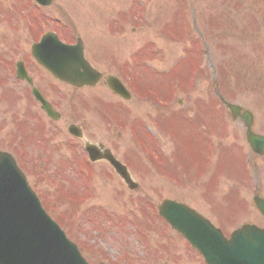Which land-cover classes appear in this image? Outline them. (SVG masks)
<instances>
[{
  "label": "rangeland",
  "instance_id": "rangeland-1",
  "mask_svg": "<svg viewBox=\"0 0 264 264\" xmlns=\"http://www.w3.org/2000/svg\"><path fill=\"white\" fill-rule=\"evenodd\" d=\"M69 2L84 1L60 0L62 23L67 27L72 17L64 4ZM119 20L122 35L116 37ZM108 23L113 26L111 32ZM89 35L108 47L101 53L107 59L94 63L95 68L104 76L120 75L130 86L132 100L114 102L100 84L89 91L88 115L84 92L66 106L68 94L63 91L62 120L49 125L63 131L68 122L89 121L90 141H108V136L121 132V159L131 163L129 171L138 187L129 191L119 182L103 184V177L93 174L89 179L86 166L80 174L76 168L79 146L72 150L63 146L72 142L64 140L66 133L49 139L37 162H33L37 157L29 158L30 165L23 168L43 209L86 262L204 264L155 214L165 199L187 205L226 238L244 224L264 228V219L252 204L256 194L264 198V158L251 154L241 124L231 121L215 100L218 91L228 103L249 109L255 118L254 131L264 135V0H89ZM110 56L118 58L117 67L129 65L133 74L122 75L114 65H105ZM134 59L144 60L148 67L134 69ZM200 65L202 71L197 70ZM148 91L170 101L159 110L148 99L154 98ZM120 107L126 111L121 113ZM163 107L167 111H161ZM169 111L171 120L162 116ZM181 117L184 122L194 121L189 124L188 139L174 122L179 124ZM0 123L1 140L9 125ZM136 123L153 142L149 139V153L142 148L148 158L156 156L153 161H147L136 145L138 136L132 133ZM166 123L176 127L169 130L172 135L166 132ZM203 125L210 128L205 130ZM83 131L85 137L87 130ZM173 135L191 145L179 149ZM204 142L208 144L206 164L199 166L202 158L197 146ZM167 156H178L183 166L172 167ZM191 167H198V172ZM73 189L85 197L79 198L78 193L76 197Z\"/></svg>",
  "mask_w": 264,
  "mask_h": 264
},
{
  "label": "flooded vegetation",
  "instance_id": "flooded-vegetation-1",
  "mask_svg": "<svg viewBox=\"0 0 264 264\" xmlns=\"http://www.w3.org/2000/svg\"><path fill=\"white\" fill-rule=\"evenodd\" d=\"M82 1L85 3L73 2L64 4L65 10L72 17L71 27H65L62 23L63 4L60 3V0H52L51 4L47 7L38 6L32 0H0V108L6 107L5 110L0 111V121H5L9 125L5 129V137L0 140V152L13 155L17 164L25 168L30 165L29 158L41 156L42 151H46V142L49 139L63 137V133H66L67 138L63 137L64 140H72V142H66L67 144L63 143L62 145H68L71 147V150L76 145L79 146L78 152L81 155L78 160L81 162L77 164V167H88L90 171L89 179L93 174L101 176V178L103 177V184L115 181L125 186L114 173L111 165L101 159V154L109 152L117 162L129 169L128 165H131V163L127 162V165L121 159L123 157L122 152H124H121L123 150L122 145L124 144L121 132L116 131L113 133V136H108V141H90L88 134L89 121L83 124L68 122L64 126L65 129L63 131L49 125L50 123L56 124L62 120L63 91L68 94L64 100V102L69 101V103H65L66 106H69L70 102L74 101L79 93L84 92L85 105L89 115V91L92 89L89 88V85L83 88H76L64 84L53 77L36 60L34 54L41 55L45 53L44 51L37 50L32 53L35 46L46 35H49L48 49L55 47L56 41L67 45H75L77 42H80L83 46L82 49L88 66L90 64L97 70L95 68L97 66L94 63L107 59L101 53L104 49H108V47L101 45L100 41L95 40V37L92 38L89 35V0ZM117 25L118 32H121L122 21L119 20V24ZM107 27L108 29L113 28L110 23L107 24ZM89 36L94 41L91 47L89 46ZM110 43L113 44L115 42L112 41ZM57 52L51 51L47 53L56 55ZM108 58L110 61L105 65H114L115 69L122 75L131 72L129 65L127 67L116 66L118 65V58L114 59L111 56ZM49 62L56 64L57 59H49ZM58 62L60 63V60ZM136 64L138 62L134 60V64H132L134 69L136 66L133 65ZM97 71L99 72V70ZM106 76L109 77V75ZM106 76L102 75L98 86L102 84L106 88ZM114 76L128 91H131L130 86L126 84L120 75L114 74ZM108 97L112 100L121 101L113 94ZM40 99L47 103L53 114H57L56 116L59 119L56 122L51 121L47 117ZM115 100L114 102H116ZM120 109L121 113L126 111L122 107ZM124 117L122 116L123 120ZM72 127L75 134L80 135L81 138H76L68 133V129ZM83 129L87 130L85 137ZM90 145L94 146L97 150V154L96 152L93 154V157L97 160L96 162H91L89 155L85 152V147H89ZM127 157L128 160H134L130 156ZM37 159L38 157L33 162L36 163ZM134 164L138 165L136 159ZM96 169L109 171L110 173L105 175L104 172H100V174L94 171V174L93 170ZM96 234L99 235L100 233L96 232Z\"/></svg>",
  "mask_w": 264,
  "mask_h": 264
},
{
  "label": "water",
  "instance_id": "water-1",
  "mask_svg": "<svg viewBox=\"0 0 264 264\" xmlns=\"http://www.w3.org/2000/svg\"><path fill=\"white\" fill-rule=\"evenodd\" d=\"M75 50L74 47L62 46L61 72H56L48 64L45 67L63 82L80 86L87 83V79L75 73L85 66ZM97 80L98 75L93 72L89 85H94ZM109 87L127 98L119 87ZM226 107L233 119L239 118L243 123L245 139L251 151L263 156L264 137L253 133L252 115L236 105L226 104ZM47 114L52 115L48 109ZM104 157L127 186L134 189L135 184L131 183L124 167L107 155ZM252 201L264 218V200L254 197ZM158 213L199 252L206 264H264L263 229L245 225L226 240L219 230L182 204L164 201ZM0 264H87L77 248L44 213L14 161L6 154H0Z\"/></svg>",
  "mask_w": 264,
  "mask_h": 264
}]
</instances>
